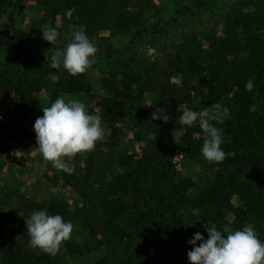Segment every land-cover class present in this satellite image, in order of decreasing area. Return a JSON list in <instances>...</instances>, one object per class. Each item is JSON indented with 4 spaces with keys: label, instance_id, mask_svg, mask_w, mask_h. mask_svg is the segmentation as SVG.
Here are the masks:
<instances>
[{
    "label": "trees",
    "instance_id": "16d2710c",
    "mask_svg": "<svg viewBox=\"0 0 264 264\" xmlns=\"http://www.w3.org/2000/svg\"><path fill=\"white\" fill-rule=\"evenodd\" d=\"M42 2L63 25H85L89 39L103 29L109 16L119 28L134 18L130 0ZM233 5L240 7L239 16L207 47L197 42L191 49L169 54L164 66L154 63L158 60L148 53L138 55L129 59L132 64L124 72L107 73L101 81L105 95L97 104L109 135L87 152L83 165L73 164L72 171H62L60 177L81 205L72 210L67 199L56 195L46 208L49 214H59L72 224L82 219L87 231L77 233L73 228L71 238L51 256L29 246L26 225L20 223L19 230L8 226L7 236L0 229V264H54L63 256L91 254L93 245L104 246L98 264H189L187 253L192 245L188 241L196 232L207 239L202 230L205 224L223 233L225 228L242 230L251 223L264 242V14L256 15L258 6L254 3L246 4L256 7L249 13L242 11L246 5L234 1ZM14 7V0H0V16ZM68 9L74 10L71 17L65 15ZM142 34L148 36V29L137 31L134 39ZM18 44L23 46L22 58H30L24 56L28 46L21 41ZM132 44L127 48L109 46L104 57H124ZM152 44L160 52L167 43L156 33ZM95 55H100L99 48ZM35 56L50 64L44 55ZM7 74L0 80V97L9 88L23 95L51 87L50 103L61 94H92V84L84 73L75 77L63 73L55 83L48 79L54 70L41 67L28 74ZM250 78L255 86L246 91ZM147 91L155 96L150 110L139 105ZM214 103L227 107L231 114L222 123L212 121L223 130V151L234 153L220 163H210L201 155L204 137L198 124L181 127L178 119L180 106L200 112ZM252 105L255 111L250 110ZM155 107L167 110V123L152 120ZM130 132L135 141L144 143L138 157L121 149ZM173 132L179 133L177 146L185 161H197L211 174L210 181L198 191L192 179L176 177L175 155L170 149ZM4 141L5 136L0 135V148L6 147L8 152L11 139ZM234 197L243 207L233 205ZM42 209L24 204L18 211L21 216L6 214L0 221L19 223L20 217ZM17 238L24 246L18 245Z\"/></svg>",
    "mask_w": 264,
    "mask_h": 264
},
{
    "label": "rangeland",
    "instance_id": "374dc122",
    "mask_svg": "<svg viewBox=\"0 0 264 264\" xmlns=\"http://www.w3.org/2000/svg\"><path fill=\"white\" fill-rule=\"evenodd\" d=\"M233 1L238 5L254 3L258 6L255 7L256 15L264 14V0H130L129 11L134 13V18L127 22V26L119 28L109 16L106 24L102 26L103 29L90 37L95 47L100 49V55L91 58V66L84 72L93 87L91 96L61 94L58 97H63L66 101L78 100L85 104L89 113L101 117V109L97 103L100 97L105 95L101 81L107 73L124 72L132 64L129 59L138 55L148 53L158 60L153 61L154 63L164 66L168 63L169 54L191 49L197 42L207 47L212 39L224 35L227 23L239 16L240 7H235ZM14 2L15 7L4 10L0 16V80L4 81L10 72L28 74L41 67L42 70H54L55 74H49L48 79L55 83L58 75L67 72L63 67L53 69L42 60V56L35 55L42 54L48 61L52 53L58 49L62 50L70 42L71 27L63 25L59 17L54 18L42 0ZM246 7L247 5L244 8ZM126 27L129 29L127 32ZM49 28H55L58 32L57 40L53 44L43 39L42 31ZM154 28H157V31H154ZM141 29H148V36L142 34L134 39V35ZM156 33L165 38L167 43L162 46L164 48H161L160 52L152 44V36ZM11 36L15 40H12ZM19 41L28 46V53L24 56L30 58H22L23 46L18 44ZM131 41V51L126 56L114 59L104 57L107 47L127 48ZM51 91V87H47L33 94L26 92L17 95L9 88L0 97V135L5 136V143L11 139L8 152V148H0V218L6 214H17L24 204L41 206L42 210H46L48 202L56 195L67 199L72 210L81 205L74 191L63 185L60 179L63 170L54 168L36 149L33 125L35 120L43 115L42 108L51 105ZM154 99V94L147 91L139 105L150 110ZM101 126L105 138L109 135V129L102 118ZM178 138L179 133L173 132L170 141V149L175 155L176 177L192 179L195 191H198L210 181L211 174L203 164L185 161L177 146ZM143 145V142L135 141L133 133L130 132L124 138L121 149L138 157ZM86 156L87 152L77 154L69 163V167L73 164L83 165ZM232 203L235 207H243L238 197H234ZM18 221L19 223L11 224L6 220L0 221V229L4 230L5 236L8 235V226L19 230L21 224L26 225L25 217H20ZM206 225L202 226V230L208 235L205 231ZM73 226L77 233L87 231V225L82 219L76 221ZM16 241L19 246H24L19 238ZM103 247L93 245L91 254L84 257L63 256L54 264H98L105 253Z\"/></svg>",
    "mask_w": 264,
    "mask_h": 264
},
{
    "label": "clouds",
    "instance_id": "9594fccd",
    "mask_svg": "<svg viewBox=\"0 0 264 264\" xmlns=\"http://www.w3.org/2000/svg\"><path fill=\"white\" fill-rule=\"evenodd\" d=\"M73 11L68 9L65 15L71 17ZM242 11L254 12L255 8L250 5ZM71 27L75 30L71 33L70 42L62 50L52 53L49 63L53 69L63 67L70 76L75 77L91 66V58L96 54L97 48L86 35L85 25ZM42 34L43 39L51 44L58 37L55 28L42 31ZM254 86V80L250 78L245 84V90L252 91ZM180 107V126L192 127L198 124L203 132V158L210 163H220L234 155L223 151V130L212 123H222L224 119L230 118L227 107L214 103L200 112L186 106ZM250 110L255 111L256 106L252 105ZM42 111L43 115L33 125L36 149L44 160L51 162L58 170L71 172V160L79 153L93 150L96 142L104 138L101 117L89 113L85 104L78 100L66 101L65 98L58 97L50 106L43 107ZM151 118L153 121L159 119L165 123L169 119L167 110L161 107H155ZM25 224L29 246L51 256L57 254L62 242L71 238L74 228L71 221H65L59 214H49L47 210H34L25 218ZM205 231L208 233L207 239L200 232H196L188 241L192 245L187 253L189 264H264V242L259 240L251 223L246 224L242 230L225 228L223 233L214 225H206Z\"/></svg>",
    "mask_w": 264,
    "mask_h": 264
}]
</instances>
